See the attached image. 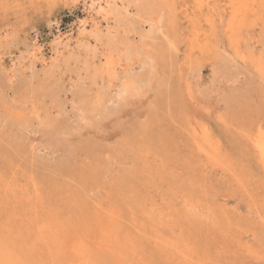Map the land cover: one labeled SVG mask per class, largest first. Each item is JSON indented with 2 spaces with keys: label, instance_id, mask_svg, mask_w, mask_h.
Returning a JSON list of instances; mask_svg holds the SVG:
<instances>
[{
  "label": "rangeland",
  "instance_id": "rangeland-1",
  "mask_svg": "<svg viewBox=\"0 0 264 264\" xmlns=\"http://www.w3.org/2000/svg\"><path fill=\"white\" fill-rule=\"evenodd\" d=\"M147 5L124 21L0 0V233L28 243L49 215L80 232L115 208L128 263L264 264V173L244 142L264 128V0Z\"/></svg>",
  "mask_w": 264,
  "mask_h": 264
},
{
  "label": "bare ground",
  "instance_id": "bare-ground-1",
  "mask_svg": "<svg viewBox=\"0 0 264 264\" xmlns=\"http://www.w3.org/2000/svg\"><path fill=\"white\" fill-rule=\"evenodd\" d=\"M149 1L150 0H83V5L86 6V10L88 11V13L91 16L94 14V12H97V13L108 15V16L111 15V16H113V18L115 17L117 19L120 18V19L124 20V18L127 16V13H128V7L127 6H129V4H134V6H136V8L144 7V6L146 7V6H148L147 4ZM119 3H121V5H123L122 8H121ZM118 6H119V8H121L120 10L117 8ZM145 7H144V9H147V8L150 9L149 7H147V8H145ZM139 9L141 10V8H139ZM224 12H225V10H224ZM137 13H138V11H137ZM225 15H227V14H225ZM128 18H131V17L128 16ZM145 19L143 20L144 22H146ZM163 20H165V19L163 18ZM116 21H118V20H116ZM124 21H126V20H124ZM85 22L83 21V24ZM131 22H132V20H131ZM128 23H130V22H128ZM249 25H252V24H249ZM153 28L154 27L152 25H149V28H147L146 33H148V34L152 33L153 34ZM218 28L219 27H217V29ZM81 32H83V31H81ZM159 33H160V31H159ZM142 35L144 37L147 36L146 34H142ZM96 37H97V35H96ZM218 37H219V35H218ZM149 43H148V46H149ZM130 49H131V47L129 48V51H131ZM134 51H136V50L134 49ZM137 53H139V52H137ZM146 57H144V58H146ZM145 62H146V59H145ZM149 64H150V62H149ZM256 67H257L258 71L264 73V69H263L264 65L261 62H257ZM143 81H141V83ZM139 84H138V80L136 78L134 79V77L125 78L120 83L117 93H118V95L120 93H128L135 86H137V85L139 86ZM107 101H110V100H107ZM246 125H248V124H246ZM244 142L247 143V147H249L250 150L252 151V154H253L256 162L260 165V167L264 173V128L259 127L254 134L247 135ZM217 151L218 150L213 151V150H207L206 149V150H203L202 155H203V157H205L209 161H212L214 163L213 166H215V164H218L220 166V168L222 169L223 173L227 174L229 172V166L227 165V163H225L222 160L221 154ZM72 199H74V197ZM119 202H120V200H119ZM10 204H11V202H10ZM29 212H30V210H29ZM86 213L87 212H84L85 215H86ZM120 216L121 215H120L119 211L115 208L109 209L108 212L105 214L96 213V215H94L90 220H84L83 221V223H82L83 224L82 225L83 230L82 231H80V232L75 231V232H70L67 234V232L65 231L66 226L62 229L61 232L58 231L61 227V225H58L60 223V221H56L53 216L49 215L47 222L44 221V222L36 223V227H34V229H33L34 230L33 239L28 241V243H26L25 240L22 239V237L20 235L18 236L19 233L21 234L20 231L7 233L6 230H3L1 232L3 234L0 233V243H1L0 255H1V260L3 262L2 264H55V262H57V264H141L143 262L140 263V260H139V262L135 261L134 263H128V261L133 259V254L135 251V245L136 244L134 241H132L131 238H129V236L122 235L121 224L119 222ZM70 222H73V220ZM31 223H32V221L30 222V224ZM152 223H153V220H152ZM92 225H94V226L92 227ZM25 229H30V225L25 227L24 230ZM95 231L98 232V237H96V238L92 237V235H93L92 233ZM65 232H66V234H65ZM143 238H144V236H143ZM19 239H22V240H20V242L17 243L18 241L16 242V240H19ZM37 241L45 242V247H44L45 250H39L37 253L38 257L34 258V257H32L31 251H32V249H34L33 247ZM4 245H7V246H4ZM24 245H27V246L23 248ZM2 249H5V250L3 251ZM142 256H144V255H142ZM42 257L44 259H42ZM145 259H146V257H145ZM146 260L149 261V259H146ZM186 260H187V258H186ZM239 261H240V259H239ZM187 262H189V261H187ZM251 263H253V262H251ZM150 264H152V263L150 262Z\"/></svg>",
  "mask_w": 264,
  "mask_h": 264
}]
</instances>
